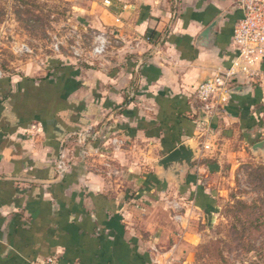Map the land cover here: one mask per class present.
<instances>
[{"label":"crops","instance_id":"0c3cea01","mask_svg":"<svg viewBox=\"0 0 264 264\" xmlns=\"http://www.w3.org/2000/svg\"><path fill=\"white\" fill-rule=\"evenodd\" d=\"M82 10L89 27L120 38L113 50L128 62L0 78V264L52 255L156 264L171 231L157 220L158 204L183 195L186 206L211 213L196 203L211 204L220 191L205 168L207 151L219 149L214 139L238 129L245 139L258 135L264 57L256 75L233 81L224 113L202 124L191 109L196 86L236 56L237 0H87ZM102 126L122 142H80ZM185 141L198 151L191 168L166 186L151 178L154 161Z\"/></svg>","mask_w":264,"mask_h":264},{"label":"rangeland","instance_id":"374dc122","mask_svg":"<svg viewBox=\"0 0 264 264\" xmlns=\"http://www.w3.org/2000/svg\"><path fill=\"white\" fill-rule=\"evenodd\" d=\"M86 1L0 0V78L40 77L53 66L88 70L127 63L126 57L113 50L119 37L89 27L82 14ZM100 33H105L106 49L95 54L93 46ZM262 87L261 113L253 124L258 128L255 140L245 139L240 134L243 130H231L232 135L221 133L214 139L219 149L207 151L205 168L217 174L215 184L220 191L211 204L196 205L211 213L186 206L188 199L183 195H172L158 204L157 209L169 213L155 210L157 220L171 231L161 238L164 248L156 264H264V147L252 149V142L264 140ZM156 161L148 169L151 178L164 186L173 182V178L155 176Z\"/></svg>","mask_w":264,"mask_h":264},{"label":"built area","instance_id":"2783aa9c","mask_svg":"<svg viewBox=\"0 0 264 264\" xmlns=\"http://www.w3.org/2000/svg\"><path fill=\"white\" fill-rule=\"evenodd\" d=\"M237 6L242 15L235 21L232 31L236 53L234 60L227 69L203 80L194 90V104L191 105V109L198 113L202 124L225 112L227 102L231 98L230 89L233 81L237 77L247 78L256 75L258 71L255 65L264 57V0H237ZM105 41V33H100L93 46V53H104ZM107 134L106 126H102L98 132L86 129L80 137V142H84L86 138L91 141L109 139L110 144L116 146L122 142L117 137L107 138ZM202 146L208 147L206 144ZM38 264L74 263H62L52 255L46 256Z\"/></svg>","mask_w":264,"mask_h":264},{"label":"water","instance_id":"95a60500","mask_svg":"<svg viewBox=\"0 0 264 264\" xmlns=\"http://www.w3.org/2000/svg\"><path fill=\"white\" fill-rule=\"evenodd\" d=\"M211 26H208L203 34H207ZM264 147V140L252 144V149ZM198 151L196 145L191 141L180 143L172 151L167 153L155 162L158 168L157 177L159 178H176L177 173L184 172L191 168L194 159L197 157Z\"/></svg>","mask_w":264,"mask_h":264}]
</instances>
